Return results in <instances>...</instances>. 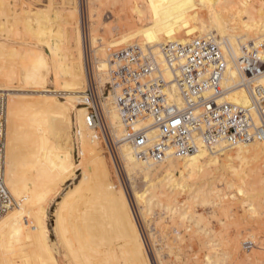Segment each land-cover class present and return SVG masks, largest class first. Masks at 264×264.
Wrapping results in <instances>:
<instances>
[{"label":"bare ground","instance_id":"6f19581e","mask_svg":"<svg viewBox=\"0 0 264 264\" xmlns=\"http://www.w3.org/2000/svg\"><path fill=\"white\" fill-rule=\"evenodd\" d=\"M66 2L71 6L62 7L64 11H68L69 16L65 23L68 26L65 31L63 30L67 38H65L66 42L64 41L65 45L62 46V42L57 44L50 39L49 35L52 32L48 30L51 27L47 24L49 22H35V19L44 13L43 9L25 5L23 0H0V16L12 18V20L10 18L4 20L5 22L0 20V27L2 28L8 21L12 24H23L24 27L21 26L31 35L30 37H35L38 41H47L49 47L45 46L46 42L43 46L48 48L46 52L51 56V61H49L45 51L42 50L43 47H36L31 43L18 44L0 37V62H2L0 64V93L4 92L7 97L4 174L6 184L16 200V204L0 216V264H3L2 261L5 260L2 258L3 251L6 252L5 249H8L6 247H14L13 243L22 239H27V242L36 240L33 244L38 243L37 253L45 256L42 264H59L48 242L46 204L57 186L62 187L68 180L74 182L75 171L83 163L82 160L81 162L76 161L72 153L74 124L77 126L74 136L83 145L84 154L91 156V164L98 171L95 172L99 174L96 188L98 187V192L102 197L101 202L103 201L102 203L108 207L106 211V207H101L104 211L101 209L99 213L103 217L108 211L107 215L112 220L111 225L114 223L118 231L117 235L119 234L122 238L121 241L118 235V241L120 239L121 243L123 242L122 252L128 264H152L146 239L143 237L138 218L136 219V214L133 212L132 202H129V195H126L127 192L113 182L96 132L97 125L89 118L86 106L91 104L86 94L89 80L95 83L100 94L104 124L110 131L106 135L110 140L116 138L120 142V155L128 177H132V174L137 171L138 174L135 173V176H139L141 172L147 181L157 164L161 166V172H165V176L158 183H151L152 179L151 184L147 185L148 188L140 196L135 192L137 204L141 203L140 199L141 197L143 199L147 191H149L148 196H145L147 199L144 198L145 203L147 200L149 202L148 207L152 204H160L162 200L159 198L154 201L158 193L157 186L161 185L160 188H164L169 184L172 190L167 195L165 206L169 212L179 213L178 216L184 219H179L180 223L182 220L185 221L186 217L191 219L193 218L191 215H195L194 211L190 213V202H188L190 206L185 202H183L184 205H180L176 200V196L182 192L189 193L190 198L203 203H213L216 210L226 208L227 200L223 199L226 194H222V190L215 184V181L221 178L226 188L236 186L238 192L243 194L238 197L239 203L245 204L250 201V213H256L260 207L264 206V185L258 186L260 183L257 181L260 180L259 172L255 175L258 177L256 178L257 185H255V177L253 176L252 181L250 177L252 172L256 173L259 170L264 180V140L234 145L221 142L213 148L202 147L189 156L169 154L160 161L140 158L134 146L126 139L127 130L117 100L118 89L112 87L113 90L103 102L102 89L98 84V82L104 84L105 81H110L112 70L122 66V61L115 55L119 52L114 50L117 46L138 47L143 54H148L149 58L153 59L154 64H158L160 73L167 82H170L173 79V72L167 66L169 62L165 58L164 47L198 38H213L222 50L227 64L222 83L230 88V91L225 99L232 103L249 106L251 103L249 96L242 89L237 88V83L242 76L241 64H246L243 59V48L257 44L264 39V0L255 2L253 0H122L121 11L125 13L124 16L120 17L121 21L114 28H107L111 35L117 34L116 40H104L89 26L87 43L92 52V69L85 61L86 40L84 31L79 26L76 0H66ZM95 2L96 0H92L93 5ZM256 2L258 6L255 5ZM46 9V12L54 10L50 5ZM126 14L131 16L130 20L125 21ZM50 79L53 89L48 88ZM168 95L174 103L179 106L183 104L182 97L174 83L168 84ZM74 113L76 122L73 119ZM255 118L257 119L256 116ZM42 123H46L47 127L42 126ZM151 123L152 118H140L134 126L138 128L141 125L149 126ZM84 167L81 181L63 196L62 202L65 208L59 206V209L57 208L54 212L55 229H58L61 237L63 235L70 251L73 254L76 252L75 257L71 254L74 264H85L86 261L89 262V258L76 249L72 234L78 233V238L80 236L92 237L95 230L101 233L104 229V224L97 221V219L102 220L98 218L99 213L95 212L98 216L93 218L94 214L92 215L90 210L87 212V217L75 226L77 232L72 233L76 228L66 223L69 220L65 212L66 207L78 193L85 191V186L91 180V175L86 166ZM89 203L90 207L94 206L93 200ZM85 220L88 222L86 223ZM94 220L101 225L97 226L96 223L97 227L94 226L92 224ZM198 221L201 222L197 219ZM197 222L195 220V223ZM200 222L193 225H199L202 223ZM31 227L34 233L30 229L33 234H24ZM107 228L109 231V227ZM205 231L209 234L207 230ZM115 232L112 231V233ZM251 235L253 237V234ZM106 236V240L110 238ZM213 237L214 234H209L206 240L211 242L209 248L214 250L209 254L207 264H234L235 261L238 264L248 262L253 264L259 259L264 262L262 247H258L259 249L250 255L239 256L242 241L238 236L229 241L228 249L224 251H219L217 248L220 245V239ZM229 249L236 253L237 260L236 258H234L235 261L231 260ZM17 254L13 252L11 255L15 258Z\"/></svg>","mask_w":264,"mask_h":264},{"label":"rangeland","instance_id":"374dc122","mask_svg":"<svg viewBox=\"0 0 264 264\" xmlns=\"http://www.w3.org/2000/svg\"><path fill=\"white\" fill-rule=\"evenodd\" d=\"M23 1L25 5H32L35 8L44 10V13L40 14L39 17L35 19V22H38V23L39 22L40 23L49 22L47 24L49 25V27L50 26L51 27L48 28V30L49 32L53 33V35L52 33L51 35H49L50 39L52 40V42L55 41L54 43H57V44L59 43L61 44L62 42L61 45L64 46L66 42L65 38H67L64 31H65V28L68 26V24H65V23H67V20L69 19L68 18L69 16L67 15L68 11L66 10L64 11V9H62V7L63 8L66 6L68 7L69 5L66 2V0H23ZM253 1L255 2L256 0H253ZM94 4L95 5L92 4V0H76V5L78 9L77 11L78 12V22H79V26H81L82 30L84 31V38L86 40V49H85L86 60L85 61H86V64L89 65V68L91 67V69L93 66L92 65L93 61H92V56H91L92 52H91L89 43H87V38L89 36L88 35L89 26L90 28H93L96 31V34L98 36H101L104 40L106 41L116 40L117 34L114 33V35H111L107 31V28L108 27L114 28L116 25H118L119 22L121 21L120 17L124 16L123 14H125L124 12L121 11L122 0H96ZM49 5L52 8H54L53 12L52 11L46 12L47 10L46 7ZM255 5L258 6L259 5L258 2H256ZM125 16H126L125 21L131 19V16L129 14H126ZM48 17L50 20L48 19ZM8 18L12 20L11 17L6 18L4 16H0L1 21H4V20L6 21V19ZM96 20L98 21V23H94V21ZM35 22L33 20V23ZM12 25H16V26H12ZM21 25L24 27V25L21 23L12 24V22L8 21L7 24L2 26V28L0 27V37L8 39L10 42H16L18 44L20 43L30 44L31 43L33 46H36V47L39 46L40 48L43 47L42 50L45 51L47 58L50 59L49 61H51V56H49V53L47 54L46 52L47 51L46 49H48L47 47H49L47 45V41H43V40L38 41L36 40L37 38L30 37L31 35L28 34ZM48 30L46 29V31ZM59 39H60V42H59ZM45 42H46L45 46L47 47L43 46V43L45 44ZM39 43L41 44L39 45ZM123 48L125 47L117 46V48H114V50L116 49L117 51H120V49H123ZM0 64H2V62H0ZM6 64H9V63H6ZM50 81L51 79L49 80L48 88L53 89L54 88L53 83L52 81L51 82ZM96 81L98 82V80ZM109 83L110 81H105L104 84H101L98 82L100 89H102L101 94H102L103 102L106 101L105 97H107L109 93L113 90L112 86H110ZM28 89L31 90L33 88H28ZM30 90H27V91H30ZM2 94H4V92ZM81 106H84V105L81 104ZM73 119H74V122H76L75 113L73 115ZM109 125L111 127L110 123ZM42 126L47 127L46 123L45 124L42 123ZM76 132H77V126L74 124V129L72 133V139H73L72 140V143H73L72 153L76 161L81 162L82 160L83 163L75 171L76 179L74 180V182L71 180H68V182L65 183L62 187L57 186L56 189L51 193L48 199V203L46 204V208L48 210V218H47L48 242L51 244L53 254L59 264H74L72 262L73 258L71 260V254L73 253L70 251L65 239H63V235L61 237V234L60 235L58 234L59 233L58 229H55L56 225H55V213L54 212L57 208L59 209V206L60 208L64 207L63 202H62L63 196L65 195V193L67 194L68 190H70L71 188H74L75 185L81 181L82 176H83V170H84L83 167L86 166L87 171L91 175V180L85 186V189H84L85 191L78 193V195L73 198L74 200L72 199L73 201H71L69 205L66 207L67 208L66 211L64 209L65 207L63 208V211L66 212V215L68 216L67 218L69 219V220L66 219L68 220L66 221V223L68 224V226L69 224L70 226L72 224L74 225V228H76L75 226L81 223L82 220H84V218L87 217V212L90 210L92 215L93 214L95 215V216L93 215V218L94 217L97 218V216L99 215L98 218L100 217V219L102 220L97 219V221L100 222L102 225L104 224L103 228L106 231L104 232V229H103V232L99 233L98 230H95L94 235L92 237H85V236L81 237L80 236L78 238V235H77L78 233L77 234L75 233L77 232L76 231L77 228H76L74 229V231H72V233H75V234H72L73 236L71 235L73 237L72 240L75 242L76 249L79 252H82L83 256L84 255L85 257L88 256L89 262L86 261L85 264H89V263L90 264H95V263L97 264H128L127 260L125 259L124 253L122 252L124 250V246L122 244L123 242L121 243L122 238L119 234L118 235L120 237L117 235L118 231L115 228L116 226L113 225L114 223H112L113 225L112 227L111 225L112 220L107 215L108 211L105 212L107 214L103 215V217L99 213V210L101 211V209L104 211V208H101V207H106L107 209L105 208V211L108 210L107 205L103 204L102 203L103 201L101 202L102 197L98 192V187L96 188V186H98L97 179H98L99 174L97 173L98 171L96 170L94 165L91 164V161H90L91 156H89L88 154H84L83 145L80 143V140H76L75 138L76 136H74ZM96 132L98 134V138H99L101 147L103 149L106 163L111 171L113 182L116 184L117 187L120 186L121 188L124 189L125 192H127L126 195H129L128 199L130 198L129 202H132L131 206L133 207V212H135L134 214H136L135 215L136 219L138 218L137 220L139 222L140 228L144 235L143 237H145L146 239L145 241L147 243V249L149 250L148 253L150 252L149 257L151 259L152 264H207V259H208L209 254L211 252H214V250L209 248L211 245V242L206 241L208 239L209 234L211 235L214 234L213 238L217 240L220 239V245L219 247H217L219 251H224L225 249H228L227 244L229 243V241L233 240L236 236H238L240 240L242 241L241 247L239 249V256H244V255L246 256L247 254L250 255L251 253L259 249L260 247H262L261 250H263L262 252L264 254V206L260 207L256 213H252V212L250 213L249 212V209H250L249 202L250 201L246 202L245 204L239 203L238 197H241L243 194L238 192V188L236 186H233L231 188L230 187L226 188L225 187L226 185L223 182L224 180L222 181L220 178L215 181V184L217 185L219 189L222 190L221 192L222 194H226L225 197H223L224 200L225 199L227 200V203H225L227 204L225 205L226 208L223 207V208H218L216 210L214 209L216 207L213 206V203H203L200 200L190 198L189 193L187 194L185 192L184 193L182 192V194H179L176 196V200L178 201L180 205L182 204L184 205L183 202H185L186 204L190 202L191 206L188 204L190 207L188 205L186 206V204L185 206L190 208L191 214L194 211L193 214L195 215L194 216L191 215L193 217L191 219L186 217L185 221H183L184 219L181 217L183 220L180 221L179 223L178 220L181 219L180 216H178L179 213L169 212V210L165 206L166 200L168 198L167 195L172 190L169 184H167L164 188L163 187L160 188L161 185L157 186L158 193L154 201L159 198L160 200H162L160 204L157 205L156 203L155 205L152 204L150 205L151 207L150 206L148 207L149 202L147 200V203H145L147 199L145 196H148L149 191H147L146 194H144L143 196L144 200L141 197L140 199L141 203L137 204L135 202V195H134L135 192L140 196L148 188L147 185L149 186L151 183H158L160 179H163V177L165 176V172L164 171L161 172L162 171L161 166H158V164L156 165L157 167L153 171L152 176L147 178V181H145L144 179L146 178L145 175L139 171H138L140 174L139 176H135V173L137 172L135 171V173H133L134 176L132 174L133 178L131 176H130L131 178L128 177V174L124 167V161L120 155V142L116 140V138L114 140H110L109 136L106 135V133L102 130V128H96ZM112 139H113V134H112ZM258 172H259L258 177L260 179V180H257L258 183H260L258 184V186H262L264 185V180L261 178L260 175L262 174H260L261 171L259 170L256 173L255 172L251 173L250 175V177H252L251 181L253 180V178ZM137 174L138 173H136V175ZM258 177L257 176L255 177V180H254L255 185H257L256 178ZM151 180L152 182L150 183ZM88 187L91 190H89ZM83 197L85 198L84 200H83ZM92 200H93L94 206L91 205V207H94V208L90 207L89 201L91 202ZM94 201L97 203H95ZM101 204L102 206H100ZM185 206L184 208H186ZM244 208L247 210L245 211ZM95 212L99 214L96 216ZM194 219L196 220V222H197V219H199L201 220L202 223L200 221L195 223ZM85 222L87 223L88 221L85 220ZM199 222L201 224L193 225V224H198ZM96 223L97 222L95 220L92 222L94 226H96ZM100 223L99 224L97 223V226H100L101 225ZM188 226H190V228H188ZM200 226L202 227L200 228ZM107 227H109V231H107L108 230ZM30 229L34 233L33 227H31V228H28L26 230L27 233L25 231L24 234L30 235L31 233ZM111 229L113 232L115 231L116 232L112 233V231H110ZM205 230H207L209 234H207ZM251 234H253V237ZM105 235H107L106 237L109 236L110 238L114 236V238L112 239L107 238L106 240ZM118 237L121 239V241L120 239L118 241ZM29 241L30 242H27V239L26 240L22 239V240H19L17 243L14 242L16 243V244L13 243L14 247L11 246L9 248L7 246L6 248L8 249H5L7 251L6 252L3 251L4 255L2 253L3 255L2 259H5L2 261V263L3 264H13L14 263L13 261L16 259L14 264L16 263L17 264H42V261H43L42 259L45 258V256L41 255V253L39 254L37 253V250L39 249L38 243L35 242V244H33V242L36 241L35 239L32 240V242L31 240ZM229 250L231 251V249ZM12 251L14 253L17 252L19 255L21 254L24 256L20 255V258H19V255L17 254L15 255L16 257L13 258L11 255L13 254ZM5 253L6 254L8 253V255H5ZM74 254L72 255V257L73 256L75 257ZM230 255H231L230 256L231 260H234V258H236V253L233 251H231ZM236 262L237 261H235L234 264H238V262L237 263ZM257 262L259 264H264L263 260H260V259L258 261H255V263L253 264H257ZM245 264H249V262Z\"/></svg>","mask_w":264,"mask_h":264},{"label":"built area","instance_id":"2783aa9c","mask_svg":"<svg viewBox=\"0 0 264 264\" xmlns=\"http://www.w3.org/2000/svg\"><path fill=\"white\" fill-rule=\"evenodd\" d=\"M173 79L167 82L148 54L138 47L115 55L122 66L111 72L109 85L118 89L117 100L127 130L126 139L140 158L163 160L169 154L189 156L202 147L264 140V39L243 48L242 76L237 88L250 98L249 106L225 99L230 88L222 83L226 61L213 38H198L164 47ZM174 83L182 97L179 106L168 95ZM89 118L108 134L98 89L89 80ZM6 97L0 93V216L16 200L5 181L7 128ZM257 117V119L255 118ZM140 118H152L149 126H134ZM154 130V132H152ZM155 133L154 135H152Z\"/></svg>","mask_w":264,"mask_h":264}]
</instances>
